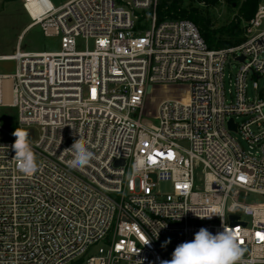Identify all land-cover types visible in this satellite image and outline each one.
Masks as SVG:
<instances>
[{"label":"built area","instance_id":"obj_1","mask_svg":"<svg viewBox=\"0 0 264 264\" xmlns=\"http://www.w3.org/2000/svg\"><path fill=\"white\" fill-rule=\"evenodd\" d=\"M28 1L30 25L59 48L0 55L16 61L0 74V109L32 130L38 163L21 172L0 126V264H161L200 228L224 226L237 264H264V1L244 39L220 48L188 19L157 20V0H46L37 19ZM162 85L187 96L161 100L154 123L144 102ZM79 138L93 158L73 169L66 149ZM208 210L222 218L197 216Z\"/></svg>","mask_w":264,"mask_h":264},{"label":"rangeland","instance_id":"obj_2","mask_svg":"<svg viewBox=\"0 0 264 264\" xmlns=\"http://www.w3.org/2000/svg\"><path fill=\"white\" fill-rule=\"evenodd\" d=\"M51 1L56 5L57 1L61 3L64 0ZM241 3L242 0H215L211 3H204L199 0H179V8L186 11L196 10L209 20L213 28H219L239 18ZM30 22L31 20L23 7L22 0H0V55L12 54L17 46L23 51L30 52L57 50L59 48V39L44 36L38 25H32L24 29ZM244 22L245 19L240 18L241 41L244 39L242 30ZM77 48L82 49L83 45L78 42ZM15 68L16 61L0 60V74H12ZM236 70V63L232 62L226 65L224 69L226 87H228V75L233 78ZM259 83H262V80H259ZM186 96L187 87L185 85L150 86L147 89L143 115L156 123L154 119L155 110L161 100L173 97L184 99ZM0 126L12 133L18 128L15 109L9 107L0 109ZM158 189L167 191L169 185L160 183ZM252 198L253 196L245 191H240L237 200L246 202Z\"/></svg>","mask_w":264,"mask_h":264},{"label":"clouds","instance_id":"obj_3","mask_svg":"<svg viewBox=\"0 0 264 264\" xmlns=\"http://www.w3.org/2000/svg\"><path fill=\"white\" fill-rule=\"evenodd\" d=\"M13 136L16 139L12 148L15 151L18 169L25 174L36 172L38 163L28 137V131L17 128L13 132ZM66 151L72 154L73 158L68 161V166L73 169L88 166L93 158V153L88 150L81 138L76 140ZM213 215H219L222 218V213L213 210H208L203 215L197 216L211 218ZM148 243L150 241L146 244ZM167 243H170V238L165 241V245ZM242 254L243 250L235 231L224 226L222 232L213 234L202 227L195 233L192 241L183 242L174 249L171 260L162 261L161 264H237Z\"/></svg>","mask_w":264,"mask_h":264},{"label":"trees","instance_id":"obj_4","mask_svg":"<svg viewBox=\"0 0 264 264\" xmlns=\"http://www.w3.org/2000/svg\"><path fill=\"white\" fill-rule=\"evenodd\" d=\"M204 3H211L215 0H199ZM217 1V0H216ZM264 0H242L240 15L228 25L213 28L209 20L196 10L186 11L179 8V0H159L155 7L156 18H183L192 21L198 28L205 43L210 48L226 47L237 44L241 41L240 18L249 19L259 2Z\"/></svg>","mask_w":264,"mask_h":264},{"label":"bare ground","instance_id":"obj_5","mask_svg":"<svg viewBox=\"0 0 264 264\" xmlns=\"http://www.w3.org/2000/svg\"><path fill=\"white\" fill-rule=\"evenodd\" d=\"M44 6H48V2L46 0H29L26 3V9L28 13L34 18L37 19L39 13L43 10ZM35 15V16H33ZM33 25V24H32ZM6 86L8 85V80H4ZM6 98H8V94L6 93Z\"/></svg>","mask_w":264,"mask_h":264},{"label":"water","instance_id":"obj_6","mask_svg":"<svg viewBox=\"0 0 264 264\" xmlns=\"http://www.w3.org/2000/svg\"><path fill=\"white\" fill-rule=\"evenodd\" d=\"M241 59V58H240ZM229 125L231 126V127H233V125H232V122L231 121H229ZM28 131V136H32V130L31 129H28L27 130ZM117 163H122V161H118ZM231 219H232V217H231Z\"/></svg>","mask_w":264,"mask_h":264},{"label":"crops","instance_id":"obj_7","mask_svg":"<svg viewBox=\"0 0 264 264\" xmlns=\"http://www.w3.org/2000/svg\"><path fill=\"white\" fill-rule=\"evenodd\" d=\"M50 1H51V0H50ZM53 1H55V0H53ZM56 1H57V0H56ZM66 1H68V0H64V1H62L61 3L57 1V4H56V6L62 5V4H63V3H65ZM51 2H52V1H51ZM29 25H30V23H28V24L25 26V28H24V29L28 28V27H29ZM30 26H32V25H30Z\"/></svg>","mask_w":264,"mask_h":264},{"label":"snow or ice","instance_id":"obj_8","mask_svg":"<svg viewBox=\"0 0 264 264\" xmlns=\"http://www.w3.org/2000/svg\"><path fill=\"white\" fill-rule=\"evenodd\" d=\"M262 238H264V237H262Z\"/></svg>","mask_w":264,"mask_h":264}]
</instances>
